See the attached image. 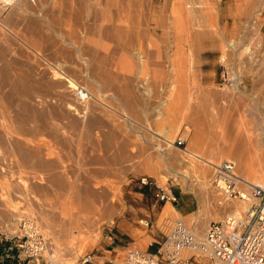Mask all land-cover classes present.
I'll return each instance as SVG.
<instances>
[{
  "label": "rangeland",
  "instance_id": "374dc122",
  "mask_svg": "<svg viewBox=\"0 0 264 264\" xmlns=\"http://www.w3.org/2000/svg\"><path fill=\"white\" fill-rule=\"evenodd\" d=\"M221 1L223 10L231 9L229 23H226L225 15H222V23L220 21ZM16 4H5L0 1V38L7 42L11 51L14 49L12 52L14 56L41 57L45 62H50L51 69L61 71L65 68L67 70L62 71L67 72L69 68V73L76 74L75 76L85 69L86 74H80L78 78L81 77L79 79L82 80L83 77L86 84L84 81L82 83L80 81V84L87 87L86 89L93 95L89 93L90 97L96 99L100 109H103L102 112L109 108L105 112L109 111L107 114L115 119L116 124H121L123 128L129 127L125 129L136 132L135 134L142 132L148 139H158L164 147L168 142L163 138L166 136L164 129L172 141L179 137L186 141L184 147H178L172 142L174 148L167 150L172 156L179 155V160H173L170 164L171 168L158 163L159 160H155V165L147 168L144 160L147 155L144 154V150L145 152L150 150L148 143L143 139L138 141L136 135L134 141L132 139L134 133L126 131L128 138L129 135L132 136L129 138L132 142L128 140L132 149L138 147L135 145L137 142L142 143L140 145L142 147L138 148L143 151L137 150L138 153L144 154L140 161L142 164H139L140 170L131 169L106 178L110 181V190H113L110 191L113 195L111 194L109 199V212L104 213L102 206H99L92 214L82 213L86 217L97 218L98 237L90 241L88 239L90 233L86 232L87 226L83 227L81 233H77V237L70 241L74 244L71 251L59 249L61 253L59 259L55 252L58 247H63L62 243L65 240L56 239L50 233L51 229L43 227L49 237L50 252L45 250L46 257L34 259L35 262L45 264L50 257L58 264H60L58 259L63 264H79L80 258L87 252L95 251L106 239V233L119 221L122 225L132 227L135 240L148 237L147 240L140 242H145L143 244L145 247L148 241L154 240L149 233L158 232L153 225L157 219L161 221L165 216L172 220L181 217L203 229L210 220L222 218L236 204L227 205V209L216 204L221 195L211 186L210 180L207 185L203 183L202 186L200 183L202 181L198 178L199 173L204 171L210 179L212 171L210 168L213 166L209 165V168L207 163L204 162L207 166L202 165L197 158L188 157L187 150H193L204 158L220 155V161L234 159L245 177L254 182L264 183V176L262 177L264 174L245 170L241 162L242 159L247 161L249 166H252L253 170L258 169L257 171L263 170L264 167L260 157L264 148V29L261 27L264 0H19ZM29 19L34 23L32 24ZM229 43L235 44L236 47L234 49L228 47ZM57 44L61 49L63 46L64 50L58 48ZM48 50L56 55L49 53ZM47 51L51 54V59ZM63 52L64 57L70 53L68 56L72 60L70 61L68 57L69 62L78 57V60L74 59V63L77 60L75 64L79 62L82 69L73 62L70 63L71 66L68 65L67 59L61 56ZM81 52L84 54L81 55ZM94 58L95 62L92 64ZM99 58L101 63L102 59H109V66L105 64L107 61L98 64ZM207 59L209 62H206ZM63 60L67 62L64 65ZM81 61L84 64L80 63ZM96 63L101 67L103 65L104 68L100 67L102 70L96 68ZM75 66L80 68V71ZM71 68L75 69L73 73ZM105 69L113 72L112 75L110 72L109 74L104 72ZM214 70L218 71L215 76L211 74ZM87 74L89 78L84 79ZM97 75H101V78L96 77ZM107 76L112 77L108 79ZM108 80L111 85L107 83ZM87 84L89 86L93 84L90 90ZM95 85L99 87L96 88ZM128 90L129 93L126 92ZM75 94L77 95V92ZM106 95L109 98L105 97ZM104 99H110L108 102L111 103ZM129 115L133 118L131 120L133 124L127 118ZM126 123L129 125L126 126ZM143 145L148 148L144 149ZM257 147L261 149L258 151ZM10 160L12 161L10 155L5 157L4 153L0 152V163L4 164L0 170V192L3 188L6 190V186L12 188L15 180L23 181L30 173L27 166H14V171L10 169L9 171L5 164ZM220 161L216 160L214 163ZM200 164L203 171L199 168ZM205 166L210 170L207 171ZM9 172H13L15 176ZM144 177L147 180H143ZM144 186H149L150 192L157 190L159 186H171L178 194L187 196L194 206L189 211H183L168 202L162 208L159 207L160 201L156 207L157 214L150 216L143 208L146 206V195L141 193L146 190ZM8 201L12 202L7 203ZM7 202V205L0 202V229L9 236L14 231L21 233L19 224L13 218L28 216L37 220L38 224L46 220L40 212L33 211L24 198L20 199L13 194ZM12 203L14 205L17 203L19 213L6 209L8 206L11 207ZM11 208L14 209L13 205ZM146 217L150 220L149 227L140 221ZM157 237L161 239L160 236ZM82 239H86V243L80 247L77 244ZM31 259L33 258L28 260Z\"/></svg>",
  "mask_w": 264,
  "mask_h": 264
},
{
  "label": "bare ground",
  "instance_id": "6f19581e",
  "mask_svg": "<svg viewBox=\"0 0 264 264\" xmlns=\"http://www.w3.org/2000/svg\"><path fill=\"white\" fill-rule=\"evenodd\" d=\"M17 2H19V0H7L5 4H16ZM23 17L25 18V16ZM30 22L32 21L30 20ZM33 23L34 22H32V24ZM38 33L40 34L41 32ZM40 35H42V33ZM82 37L83 36H81V38ZM74 39H76V37ZM38 43L39 42H37V44ZM228 47H232V49H234L236 45L229 43ZM58 48H60L59 45ZM62 49L64 50L63 46ZM45 50L44 52H46ZM51 50L52 48L50 49V51ZM56 50L55 53H57ZM13 51H11V48L8 46L6 41L3 38H0V152L1 153L3 152L5 157L8 155L12 157V161L10 160V162L8 161L9 163L7 162L5 164L7 166L6 169L13 170L14 166L15 167L27 166L30 169V173H28L27 178L24 179L23 181L18 180L16 178L18 181L15 180L13 182L14 185L12 184L13 185L12 188L10 186H9L10 188L6 186L5 187L6 190H4L3 188L2 192H0V202L3 203V205H7L6 204L7 200H9V197H11V195L14 194L17 195V197H20V199L24 198L31 205L33 211L40 212V215L42 214L43 218H46V220H44V222L42 223L40 222L39 224L42 227L51 229L50 233L53 234L56 239L62 238V240L63 239L65 240L62 243L63 247L59 248L58 247L59 244H58L57 252H55L60 259L61 253L59 252V249L71 251L74 247V244H71V242L75 238V236L77 237L76 235L77 233H81L80 231L83 229V227L87 226L86 228L88 230L86 232L90 233V236L88 238L89 240L98 237L97 218L86 217V215H82V213L92 214L98 209L99 206L100 207L102 206L104 213L110 211L109 199L112 194V193L110 194V191L112 189L110 190V185H109L110 181H108L109 179L106 180L107 177L109 178L110 176H113L114 174L117 173H123V172L125 173L131 169L140 170L139 164L140 163L142 164V162L140 161L143 159L141 157H143L142 155L144 154L147 155V158L144 159L146 163L145 166L147 168H151L152 166H154L155 160H159L158 163L166 167H170V164H172L173 160H177V161L179 160V155L176 154L175 156H172L169 153V151L167 152V150L172 147L173 141L172 138L170 139L168 137L169 135L166 129H164V133L166 134V136L163 135L164 136L163 138L168 142L164 147V145L160 143V140L158 141V139L157 140L150 138L148 139L147 136L140 131H138L140 132V134H135L136 132L135 133L133 131L130 132V130L125 129L129 127L123 128L121 124H116L114 122L115 119H112L107 114L109 111L105 112L106 110H109V108L105 109V111L102 112L103 109H100L99 103L96 101L95 98L90 97L89 99H85V100L80 99L79 96H78L79 98H77V95L75 93L77 92V88L82 86V84H80V81L81 83L83 81L85 83L83 77L82 80H80L79 78L81 77L78 78V76L80 74L85 73V69L82 73L76 71V73H79V75L75 76L76 74L73 75L69 73L70 70L68 67H67L68 68L67 72H65L67 69L65 70V68L62 67H61L62 70L64 69L65 71L62 70L60 71L54 68L53 70L51 69V67H49L50 62H45L41 57L38 58L36 56L37 58L36 57L21 58L18 56H14V54H12ZM48 51H47V55L50 56L51 54H48ZM50 51L49 53L55 54L53 53V51L52 52ZM66 51L68 52L69 49L68 50L66 49ZM73 51L77 53L76 49L74 50V48ZM41 52H43V50ZM65 52H63L64 54H62L61 56L63 55L65 56ZM71 53L73 54L72 51ZM82 54L84 53L81 52V55ZM68 55H70V53L66 54L67 57L63 56V59H67L68 57H70ZM41 56L44 57L43 55ZM58 56L61 57L60 55ZM49 59H51V56L49 57ZM74 59L72 61L73 64H75L76 61L78 60L77 59L74 63ZM82 59L84 60L85 58ZM69 60L70 61L72 60L71 57ZM94 60L95 58L92 60V64ZM108 60H106L105 58L102 59L103 62L107 61V63L105 62V64H108L109 62ZM97 61L98 64L103 63L100 62V58ZM57 62L54 63L57 64ZM72 62H69L68 65H70V63ZM64 63L67 62L66 61L63 62L62 65H64ZM78 63L77 65L80 66L81 64ZM80 63L84 64V62L82 61ZM58 64L60 65V63ZM100 67H101L100 65H97L96 68L100 70H102L101 69L102 67L104 68L103 65L101 68ZM71 69L73 73V70L75 69L73 68ZM76 69L79 70L80 68L76 67ZM90 69L91 68H89V72ZM107 69H109V67ZM86 72L88 71L86 70ZM104 72H107L109 74L110 71L108 72V70L106 71L105 69ZM111 73L113 72H110V75H112ZM88 75L89 74H87L84 77V79L88 77ZM98 76L100 77L101 75H97L96 77ZM111 77L112 76H110L109 78L111 79ZM98 78L96 79L99 80ZM93 82L94 80L92 81V83ZM107 83H109V80ZM102 85L105 86V83H103ZM87 86H89V84H87ZM90 86L88 87L89 90L91 88ZM93 87L94 86H92V88ZM97 87H99V85L96 86V88ZM92 90L91 92H93ZM126 92L129 93V90ZM95 95H97V93ZM108 95H106L105 97L109 98ZM100 98L98 99L100 100ZM110 99L108 100L110 101ZM108 100L105 101L109 103ZM11 113L12 115L13 114L14 115L12 116ZM118 113L120 112L118 111ZM127 118L129 122L133 124L131 122L133 118L130 115ZM127 123L126 126L129 125ZM112 126L114 128H112ZM106 127L108 128L106 129ZM130 129L132 128L130 127ZM126 131L130 134L134 133L133 134L134 138H132V136L129 135V138L131 137L132 139H134V141L136 140L135 139V135H136L138 141H140V139H143L146 143H148L149 145L148 147L150 148L149 151L146 150L148 153L145 152V150H144V154L143 153L140 154L141 152L139 153L137 152V150H139L142 147L140 146L142 145V143L139 144L137 142L139 144L138 145L137 143L135 144L133 141V143L138 147L140 146V148L137 147L138 149L135 148L136 150L134 148L132 149L129 144L132 141H130L131 139L129 140L128 133H126ZM145 147L146 146L143 145L144 149ZM172 148H174V146ZM259 148L260 147H257L256 149H258L259 151ZM139 151H143V150L141 149ZM187 153H188L187 154L188 157L191 156L197 158V160H199L200 163H202V165H206L204 164V162L207 163L208 167L209 165H211L212 167L214 161L221 160L220 155H219L220 157L215 155H210L208 158H204L193 150H187ZM260 154H261L260 157L262 158V162L264 164V148L261 150ZM183 157L184 156H182V158ZM241 162L244 168H246L245 170L248 169L250 172H253L255 174L257 173H259L260 175L264 174V167L263 170L257 171L258 169L253 170L251 168L252 166L250 167L247 161L245 162L242 159ZM0 164H1L0 165V170H1L3 169L2 165L4 164L2 163ZM205 167L203 168L205 169ZM199 168H201L202 170L201 164ZM9 173L13 174V172H9ZM13 175L11 176L13 177ZM263 176L264 175H262V177ZM207 177L209 176H207L206 172L203 171L202 173L201 172L199 173L198 178L202 181L200 182L202 183L201 184L202 186L204 184L205 185L208 184L209 178ZM255 183L264 186V183L261 181L259 182L256 181ZM10 200L12 199L10 198ZM11 202L12 201H8L7 203H11ZM168 202L170 201H167L166 203ZM16 204L14 205L12 203L14 209L11 208L12 207L11 204H10L11 207L10 206L8 207L4 206V207H7L6 209H8L11 212L12 210L13 211L15 210V212L19 213ZM236 207L230 210L228 209L229 211L226 214L232 211H237L238 209H236ZM51 221L53 222L52 226H51ZM85 243H86V239H82L80 240V242L78 241L77 245L81 247ZM45 250H47V252H50L48 248H46ZM45 250L44 253L46 252ZM53 256L54 255H51V257ZM59 259L57 261L60 264H63V262L59 261Z\"/></svg>",
  "mask_w": 264,
  "mask_h": 264
},
{
  "label": "built area",
  "instance_id": "2783aa9c",
  "mask_svg": "<svg viewBox=\"0 0 264 264\" xmlns=\"http://www.w3.org/2000/svg\"><path fill=\"white\" fill-rule=\"evenodd\" d=\"M77 95L81 99L90 98L83 86L77 88ZM173 144L184 147L186 141L179 137ZM212 166L210 184L221 195L216 204L226 208L234 203L237 211L210 220L203 229L181 217L157 219L153 225L162 239L155 251L129 245L122 255L109 258V264H264V186L245 177L234 159H224ZM155 196L159 201L172 203L177 200L171 186H159ZM13 219L19 224L21 233L6 234L15 241L20 257L38 260L46 257L44 250L49 249V237L37 220L28 216ZM140 221L150 226L149 219L141 218ZM96 258L94 251L87 252L79 264H95ZM46 263L58 264L50 257Z\"/></svg>",
  "mask_w": 264,
  "mask_h": 264
},
{
  "label": "crops",
  "instance_id": "0c3cea01",
  "mask_svg": "<svg viewBox=\"0 0 264 264\" xmlns=\"http://www.w3.org/2000/svg\"><path fill=\"white\" fill-rule=\"evenodd\" d=\"M232 6V5H231ZM229 6V7H231ZM231 9H222V1L220 2L219 7V15H220V21L222 23V15L226 16V23H229V16L231 14ZM261 14L264 15V9L261 10ZM261 27L264 29V18L261 24ZM206 62H209V59L206 60ZM218 71L214 70L211 71V74L214 76L217 75ZM145 191L141 192L146 195V206H143V208L150 214L156 215V207H158L160 201L156 199L155 193L157 190H154L153 192H150L149 186H144ZM177 194V200L175 202H172L171 204L178 206L183 211H189L194 205L189 201L187 196H183L182 194H178V191H176ZM166 204L165 201H161L162 208ZM147 218V217H146ZM149 219V218H147ZM148 227V226H147ZM150 232L149 235H152L154 240L148 241L146 243V246L144 247V243H140L144 239L147 240L148 237H143L142 239L135 240L134 231L131 226L128 227L126 224H121V221L117 222L112 230L110 232L106 233V239L103 243L99 244L96 249L95 253L97 255V258L95 260V264H109L108 259L111 257L120 256L123 254L125 248L129 246L131 243H137L136 246L143 248V249H149L152 251H155L157 247L159 246L158 241L162 239V235L159 232V230ZM158 236L161 237L159 239ZM33 261L34 263H31ZM29 261L28 259H23L20 257L19 249L15 245V241L8 237V235L3 231V229H0V264H41L40 262H35L34 259H31ZM47 264V263H45Z\"/></svg>",
  "mask_w": 264,
  "mask_h": 264
}]
</instances>
